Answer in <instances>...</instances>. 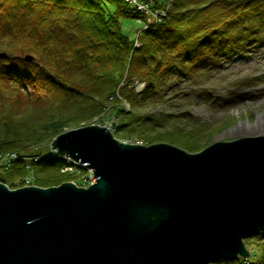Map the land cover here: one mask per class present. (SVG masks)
I'll list each match as a JSON object with an SVG mask.
<instances>
[{
    "label": "trees",
    "instance_id": "trees-1",
    "mask_svg": "<svg viewBox=\"0 0 264 264\" xmlns=\"http://www.w3.org/2000/svg\"><path fill=\"white\" fill-rule=\"evenodd\" d=\"M129 8L126 0H0V54L6 53L0 57V182L16 188L30 172L41 187L75 179L62 171L65 158L42 154L37 144L115 109L117 138L205 148L212 124L191 111L138 108L157 106L179 83L201 82L253 42H264V0H170L163 21L142 33L136 51L123 31V18L137 16ZM27 54L35 59L26 61ZM137 80L145 82L141 91ZM13 153L19 157L8 162ZM245 243L249 256L205 264H264V229Z\"/></svg>",
    "mask_w": 264,
    "mask_h": 264
},
{
    "label": "water",
    "instance_id": "water-1",
    "mask_svg": "<svg viewBox=\"0 0 264 264\" xmlns=\"http://www.w3.org/2000/svg\"><path fill=\"white\" fill-rule=\"evenodd\" d=\"M52 147L95 181L0 182V264H205L249 256L245 237L264 229V134L189 152L87 123Z\"/></svg>",
    "mask_w": 264,
    "mask_h": 264
},
{
    "label": "rangeland",
    "instance_id": "rangeland-1",
    "mask_svg": "<svg viewBox=\"0 0 264 264\" xmlns=\"http://www.w3.org/2000/svg\"><path fill=\"white\" fill-rule=\"evenodd\" d=\"M156 1L159 4L155 5L154 3V8H161L166 4L165 0ZM140 26L141 23H139L137 18H123V31L131 38L136 37V31ZM134 46L135 44L133 43ZM141 83L143 84L141 81L134 83L137 91L143 87ZM204 90H209L210 95H206ZM119 99V104H122V107L128 110L127 104L129 103L130 109H132L129 101L121 97ZM184 110L191 111L202 120L212 124L207 137L204 138L206 146L216 141H230L244 136L264 134V131L234 133L237 128L243 125L256 123L261 115H264V42H253L245 53L230 58L218 72L201 82L183 81L179 83L174 89L170 90L168 96L157 106L145 104L138 108V111L144 114L179 113ZM118 118L116 109L111 112L105 111L91 119L64 126L63 130L87 123H95L105 125L115 136V126L117 121H119ZM118 139L129 143L149 144L146 140L135 136ZM164 142L177 145L189 151L185 147L173 142ZM37 146L36 151L42 154H47L54 149L52 147V138L44 140L37 144ZM26 167L28 168L29 166ZM88 168L85 167L86 171L82 173H74L73 175L77 177L71 181L80 186L89 185L94 172L92 168H89L91 172ZM62 171L67 172L65 170ZM31 177L32 174L30 172L21 180L20 184H18L19 186L16 188L24 185H36L35 175L32 179H30ZM247 249L249 251V247Z\"/></svg>",
    "mask_w": 264,
    "mask_h": 264
},
{
    "label": "built area",
    "instance_id": "built-area-1",
    "mask_svg": "<svg viewBox=\"0 0 264 264\" xmlns=\"http://www.w3.org/2000/svg\"><path fill=\"white\" fill-rule=\"evenodd\" d=\"M129 1L135 7L134 8L135 10L141 11L144 15L151 17L155 21L160 20L162 18V16L165 15V8H163V7L154 8L155 5H154V2L152 0H146V1L145 0H129ZM148 25H149V23L144 21V27L147 28ZM135 46L136 47L140 46V41L139 40H136ZM15 157H17V154H12V158H15ZM74 163L79 164L78 162H74ZM82 165H83V167H86L85 164H82ZM65 170L72 171V172H77V166L75 164H69V165H67L65 167ZM89 170L91 172V169H89ZM30 179H32V177ZM94 181H95V176L93 174V176L91 177V182L90 183H92Z\"/></svg>",
    "mask_w": 264,
    "mask_h": 264
},
{
    "label": "bare ground",
    "instance_id": "bare-ground-1",
    "mask_svg": "<svg viewBox=\"0 0 264 264\" xmlns=\"http://www.w3.org/2000/svg\"><path fill=\"white\" fill-rule=\"evenodd\" d=\"M243 131H247V132H259V131H264V115L262 116L261 115V117L259 118V120L256 122V123H254V124H251V125H243V126H241V127H239V128H237L236 129V131L234 132V133H240V132H243ZM9 158H10V155L9 156H6V159H8L9 160ZM67 160H66V164L68 165V164H70V162H71V157H68L67 156ZM74 160V159H73ZM76 162H78L79 164L77 165V173H82L83 171H86L85 170V168L83 167V165L82 164H84V163H82L81 161L79 162V161H76ZM86 165V164H85ZM86 166H88V165H86ZM236 256V255H235Z\"/></svg>",
    "mask_w": 264,
    "mask_h": 264
}]
</instances>
